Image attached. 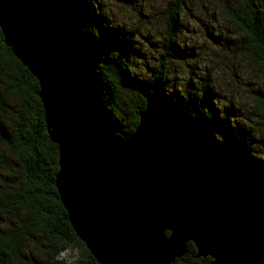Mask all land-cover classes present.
I'll list each match as a JSON object with an SVG mask.
<instances>
[{
	"label": "water",
	"instance_id": "95a60500",
	"mask_svg": "<svg viewBox=\"0 0 264 264\" xmlns=\"http://www.w3.org/2000/svg\"><path fill=\"white\" fill-rule=\"evenodd\" d=\"M4 44L37 79L55 186L98 264H264V183L192 144L153 108L117 139L92 59L75 44L67 0H0Z\"/></svg>",
	"mask_w": 264,
	"mask_h": 264
},
{
	"label": "trees",
	"instance_id": "16d2710c",
	"mask_svg": "<svg viewBox=\"0 0 264 264\" xmlns=\"http://www.w3.org/2000/svg\"><path fill=\"white\" fill-rule=\"evenodd\" d=\"M67 3L75 44L94 62L117 139L129 137L139 115L153 108L220 163L236 164L264 183V0H166L154 40L147 27L145 36L110 21L98 0ZM207 5L223 14L231 37L213 25L199 31L185 25L183 10L193 17L197 6L208 13ZM198 36L216 45V54L247 57L261 76V83H243L253 103L251 118L233 99L221 106L215 88L218 61L208 60L204 68L201 50L187 45L200 43ZM38 92L37 79L4 44L0 30V264H98L77 239L60 201L58 148L50 140ZM72 250L77 256L62 259ZM187 250L173 264H211L208 257H196L192 244Z\"/></svg>",
	"mask_w": 264,
	"mask_h": 264
},
{
	"label": "rangeland",
	"instance_id": "374dc122",
	"mask_svg": "<svg viewBox=\"0 0 264 264\" xmlns=\"http://www.w3.org/2000/svg\"><path fill=\"white\" fill-rule=\"evenodd\" d=\"M98 1L102 4L103 10L110 21L123 24L125 27L130 26L133 30H142V34L145 36L148 35L146 31L147 27L151 30V32H149L152 37L153 30L156 31V33L159 32L160 25L162 24L161 14L166 9L164 5L166 0H133L131 5H126L116 0ZM200 8L201 7L197 6V8L193 10V17H191L187 11L183 10V18L186 26L189 28L195 27L198 31L203 30L204 25H213L216 29L221 28L224 32L227 31L224 29H230L225 17L218 9L216 10V8L207 5L208 13H205L203 10L200 11ZM150 19L152 23L149 24L148 22ZM198 19H201V21ZM226 33L229 37L232 36L231 33ZM155 40L159 41L158 38H155ZM197 40L200 43H187V45H195L197 49L201 50V56L199 58L201 66L204 68L207 67L209 63L208 60L211 59L218 61L217 69L221 72L217 71L218 81L215 88L221 95L219 97L221 106L228 104L229 100L233 99L236 107L240 108L243 115H247L251 118L249 109H251L250 107L253 106V103L251 102L250 95L248 96L246 92H243V83H249L251 81H258L261 83V76L256 74L254 70L249 67L247 57L236 55L231 51L226 52L225 55L216 54V45H210L207 41L205 43L200 36L197 37ZM210 52H214L215 54L211 56ZM204 60H207V63L204 62ZM7 101L9 105L14 104V101L10 99ZM78 253L77 250L66 251L61 257L64 260L69 257L72 259V257L77 256Z\"/></svg>",
	"mask_w": 264,
	"mask_h": 264
},
{
	"label": "bare ground",
	"instance_id": "6f19581e",
	"mask_svg": "<svg viewBox=\"0 0 264 264\" xmlns=\"http://www.w3.org/2000/svg\"><path fill=\"white\" fill-rule=\"evenodd\" d=\"M186 255V254H185Z\"/></svg>",
	"mask_w": 264,
	"mask_h": 264
}]
</instances>
